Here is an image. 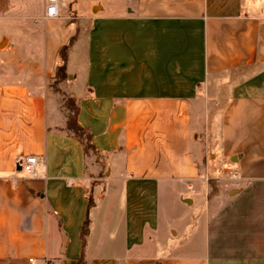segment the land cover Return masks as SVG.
<instances>
[{"label": "crops", "instance_id": "0c3cea01", "mask_svg": "<svg viewBox=\"0 0 264 264\" xmlns=\"http://www.w3.org/2000/svg\"><path fill=\"white\" fill-rule=\"evenodd\" d=\"M62 3L0 29V264H264V0Z\"/></svg>", "mask_w": 264, "mask_h": 264}, {"label": "rangeland", "instance_id": "374dc122", "mask_svg": "<svg viewBox=\"0 0 264 264\" xmlns=\"http://www.w3.org/2000/svg\"><path fill=\"white\" fill-rule=\"evenodd\" d=\"M10 3L14 4L12 7L9 8V10L3 14L7 15L8 17H14L10 18L8 21L4 19L5 17H0L3 19H0V29L2 28H9L10 35H12V38L15 37V30L25 29L29 32L33 31L30 28V24L36 28H43L45 23L41 20H39L36 16L39 15L41 12L42 6H43V0H8ZM92 0H62V2H65V12L68 13L70 17L75 18V14L80 18H82L84 15L90 12V3ZM101 1L102 5L109 6L114 3V0H94ZM99 9L98 5L93 6V12H97ZM62 10V9H61ZM7 13V14H6ZM57 22H63V19H59ZM33 27V28H34ZM46 27V26H45ZM27 33L28 35L30 34ZM56 77L58 78V74L56 72ZM65 105L67 108L70 109V112L74 110V106L71 104L70 101H65ZM90 151H87V153ZM225 171V170H224ZM223 171V172H224ZM210 176V175H209ZM229 175L225 173L224 178L227 180V177ZM205 180L207 183H209L210 178L205 176Z\"/></svg>", "mask_w": 264, "mask_h": 264}, {"label": "trees", "instance_id": "16d2710c", "mask_svg": "<svg viewBox=\"0 0 264 264\" xmlns=\"http://www.w3.org/2000/svg\"><path fill=\"white\" fill-rule=\"evenodd\" d=\"M68 45L69 44H66L60 49V55L64 62L66 60V50L68 48ZM64 70L65 68H64V63H63L60 67H58V70H57L58 78L57 79H63L65 77ZM67 101H70L71 104L74 106L73 113L72 111L70 112V109L66 107L68 110L67 111V121H66L67 130L70 131L83 144L85 152L93 150V146L91 144V135L77 124V121H76L77 108L73 100L67 98ZM91 205H92V200L90 198L88 201V207H90ZM87 232H88V218L86 216L83 226H82V231H81L82 237L85 236Z\"/></svg>", "mask_w": 264, "mask_h": 264}, {"label": "built area", "instance_id": "2783aa9c", "mask_svg": "<svg viewBox=\"0 0 264 264\" xmlns=\"http://www.w3.org/2000/svg\"><path fill=\"white\" fill-rule=\"evenodd\" d=\"M62 0H45V14L44 17L47 19H54L60 16V8ZM21 170L25 173L34 176L37 173V168L44 164V158L42 156L26 155L24 158L18 161ZM229 177L234 178L235 174L232 171L228 172ZM30 263L33 264V259H29Z\"/></svg>", "mask_w": 264, "mask_h": 264}, {"label": "water", "instance_id": "95a60500", "mask_svg": "<svg viewBox=\"0 0 264 264\" xmlns=\"http://www.w3.org/2000/svg\"><path fill=\"white\" fill-rule=\"evenodd\" d=\"M17 165H18V167L20 168V164H19V163H17Z\"/></svg>", "mask_w": 264, "mask_h": 264}]
</instances>
